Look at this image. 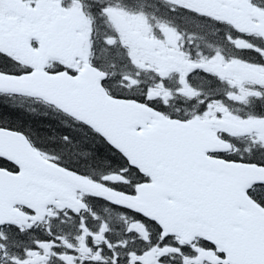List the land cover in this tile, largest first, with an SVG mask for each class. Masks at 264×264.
<instances>
[{
  "label": "snow or ice",
  "instance_id": "6c2138e0",
  "mask_svg": "<svg viewBox=\"0 0 264 264\" xmlns=\"http://www.w3.org/2000/svg\"><path fill=\"white\" fill-rule=\"evenodd\" d=\"M0 264H264V0H0Z\"/></svg>",
  "mask_w": 264,
  "mask_h": 264
},
{
  "label": "trees",
  "instance_id": "16d2710c",
  "mask_svg": "<svg viewBox=\"0 0 264 264\" xmlns=\"http://www.w3.org/2000/svg\"><path fill=\"white\" fill-rule=\"evenodd\" d=\"M16 115L25 126H30L37 134L41 136L51 135L53 129L59 132L66 131V129L59 126L58 118H53L51 113H49L48 116H44L20 111L17 112Z\"/></svg>",
  "mask_w": 264,
  "mask_h": 264
}]
</instances>
